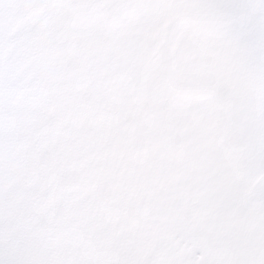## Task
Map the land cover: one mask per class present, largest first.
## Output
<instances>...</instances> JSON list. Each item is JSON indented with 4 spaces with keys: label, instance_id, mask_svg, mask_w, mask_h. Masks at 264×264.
Instances as JSON below:
<instances>
[{
    "label": "snow or ice",
    "instance_id": "obj_1",
    "mask_svg": "<svg viewBox=\"0 0 264 264\" xmlns=\"http://www.w3.org/2000/svg\"><path fill=\"white\" fill-rule=\"evenodd\" d=\"M0 264H264V0H0Z\"/></svg>",
    "mask_w": 264,
    "mask_h": 264
}]
</instances>
